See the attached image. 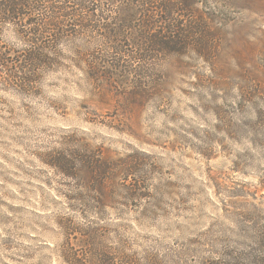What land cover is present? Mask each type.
I'll return each instance as SVG.
<instances>
[{
  "label": "rangeland",
  "instance_id": "rangeland-1",
  "mask_svg": "<svg viewBox=\"0 0 264 264\" xmlns=\"http://www.w3.org/2000/svg\"><path fill=\"white\" fill-rule=\"evenodd\" d=\"M194 8L195 42L142 81L93 79L91 57L78 69L66 45L65 70L34 91L0 83V264H67L71 227L146 264H197L264 229V0ZM81 151L115 169L104 194L91 164L74 176L53 164Z\"/></svg>",
  "mask_w": 264,
  "mask_h": 264
},
{
  "label": "trees",
  "instance_id": "trees-1",
  "mask_svg": "<svg viewBox=\"0 0 264 264\" xmlns=\"http://www.w3.org/2000/svg\"><path fill=\"white\" fill-rule=\"evenodd\" d=\"M194 7L195 0H0V83L5 90L34 91L44 76L65 70L66 45L84 47L73 50L72 60L83 69L85 58L91 57L87 71L93 79L106 74L121 81L130 77L142 81L153 61L184 53L195 42ZM8 32L17 44L9 41ZM94 45H104L105 53L90 50ZM258 61L264 70V48ZM136 88L145 86L139 83ZM73 154H60L53 164L67 176L76 175L78 165L91 164L99 193L104 194L106 173L115 169L101 166L96 155ZM128 191L144 195L138 188ZM68 230L75 233L68 232L63 249L67 264H146L132 255L98 251L94 229ZM76 232L84 251L72 246ZM238 243L212 250L213 255L197 264H264L263 228Z\"/></svg>",
  "mask_w": 264,
  "mask_h": 264
}]
</instances>
